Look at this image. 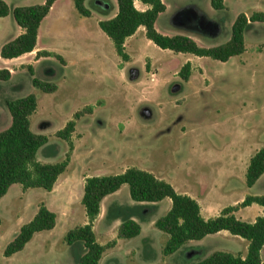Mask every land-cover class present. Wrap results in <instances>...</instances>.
I'll use <instances>...</instances> for the list:
<instances>
[{
  "label": "rangeland",
  "instance_id": "374dc122",
  "mask_svg": "<svg viewBox=\"0 0 264 264\" xmlns=\"http://www.w3.org/2000/svg\"><path fill=\"white\" fill-rule=\"evenodd\" d=\"M5 1L13 7L44 0ZM108 1L106 10L94 0L86 1V7L94 12L83 16L74 0H58L43 20L39 36L40 50L53 54L13 61L8 65L18 67L16 73L8 81L0 80L2 101L30 93L37 96L32 130L49 136L48 143L38 151L42 162L64 160L69 143L56 132L77 111H84L72 137L75 148L67 173L55 191L51 195L43 188L24 192L21 184H15L2 199L0 264H77L81 248L68 245L64 237L86 217L82 201L77 202L82 174H118L135 166L167 180L178 191L191 184L199 194L209 192L218 206L239 204L248 195L264 194V179L252 187L246 184V165L264 146V22L249 25L246 51L228 61L162 49L146 37L144 28L130 40L127 52L131 58L124 61L97 21L99 17L110 18L113 4L118 6L117 0ZM224 1L226 8L215 9L210 0H164L169 8L159 17L157 26L211 47L229 41L239 14L264 12V0ZM14 24L11 15V26ZM188 61L193 70L190 80L184 81L178 73ZM19 63L26 64L21 68ZM28 65L33 66V74ZM34 77L56 83L58 89L45 93L34 86ZM79 168L83 173L76 179ZM118 198L124 203L123 211H127V203L132 200L127 184ZM47 199L51 210L67 217L66 221L60 219L54 229L35 234L40 237L6 257L8 243ZM67 200L77 203L68 204ZM169 200L146 205V214L164 215ZM257 211L253 208L237 217L252 222ZM144 223L141 239L125 241L107 252L102 264H189L203 259L212 249L245 250L244 243L219 236L194 247L188 256L179 253L164 258L158 251L142 255L132 248L145 243L143 236H167L147 218ZM103 229L104 224L98 223L99 239ZM156 241L159 243L158 238Z\"/></svg>",
  "mask_w": 264,
  "mask_h": 264
},
{
  "label": "trees",
  "instance_id": "16d2710c",
  "mask_svg": "<svg viewBox=\"0 0 264 264\" xmlns=\"http://www.w3.org/2000/svg\"><path fill=\"white\" fill-rule=\"evenodd\" d=\"M150 5L146 10H139L135 0H117L118 12L114 17L99 21L100 28L112 39L118 55L129 61L126 51V40L143 26L146 37L162 49L177 53H191L197 56L211 57L220 61L246 51L245 32L252 22H264V12H254L251 16L245 13L238 15L234 22L232 34L224 44L218 46H200L188 35H166L156 28V20L166 11L163 0H140ZM56 0H45L44 3L17 6L13 9L5 0H0V17L13 15L16 22L24 29L16 38L5 43L0 55L6 59L19 57L35 50L40 25L49 14ZM86 0H74L78 12L83 16H91L92 10L86 7ZM215 9L226 8L224 0H212ZM109 7V6H108ZM47 50L37 51V56H51ZM63 60L59 54H55ZM33 74L31 65L28 66ZM184 81L192 75V64L186 62L178 73ZM12 72L0 68V80L7 81ZM34 86L45 93H53L58 89L56 83L33 78ZM6 105L12 117L11 125L0 131V201L14 184H21L23 189L43 188L51 191L60 175L70 164L74 143L73 134L77 120L83 116L80 110L74 114L65 127L56 132V136L69 143V150L64 160L55 163H44L38 160V151L48 143L49 136L32 130V115L38 108V98L34 93L24 97L8 99ZM264 173V146L250 158L246 171V184L252 187ZM127 184L131 198L137 202H159L165 198L172 201L169 211L155 221V226L168 235L164 244V255L177 252L190 241L201 240L209 234L227 230L231 234L248 241V253L245 257L228 251L217 250L198 261L189 264H264L261 250L264 247V215L252 222H246L236 216L243 207L257 203L264 207V194L248 195L239 204L225 207L213 218L205 219L201 214L199 202L188 194L180 193L167 180L156 176L153 172L139 167H128L124 172L111 175H92L86 178L82 204L88 222L70 229L64 237L65 243L81 248L77 256V264H100L103 254L116 244V240L101 244L96 237L93 225L101 211L102 200ZM2 219L0 217V223ZM57 223V214L44 203L40 204L35 216L23 224L17 236L8 243L4 255L10 257L22 251L36 233L52 230ZM141 225L131 217L122 220L118 228L119 239H131L141 233Z\"/></svg>",
  "mask_w": 264,
  "mask_h": 264
},
{
  "label": "crops",
  "instance_id": "0c3cea01",
  "mask_svg": "<svg viewBox=\"0 0 264 264\" xmlns=\"http://www.w3.org/2000/svg\"><path fill=\"white\" fill-rule=\"evenodd\" d=\"M88 1V0H86ZM96 2V4H98L99 6H101L102 8H104L105 10L108 8V0H94ZM45 0L42 2L44 3ZM58 0H56V2L54 3V5L52 6L49 14L45 17L47 18L51 12L54 10L55 8V5L57 4ZM164 2V0H163ZM114 3V2H113ZM210 3L212 5V0H210ZM39 4V3H38ZM114 5V12L112 13V15H109L111 17H114L117 12H118V6H116L115 4ZM135 6L139 9V10H146L150 7V5L148 4H145L143 3L142 1L140 0H135ZM213 6V5H212ZM17 7V5L11 7V9ZM166 11H164L163 13H166L167 10H168V5H166ZM93 12H94V9L92 11V15H93ZM161 13L159 15V17L163 14ZM11 13L7 16H4V17H0V52H1V48L2 46L7 43L8 41L16 38L17 36H19L21 33L24 32V29L16 22L15 20V23L14 26L12 27L11 26ZM91 15V16H92ZM108 16V15H107ZM110 17V18H111ZM158 17V19H159ZM14 18V17H13ZM44 18V19H45ZM43 19V20H44ZM157 19V20H158ZM100 20H103V17H99L97 19L98 21V24H99V21ZM157 20H156V27H157V30L163 32V33H166V34H171V35H175L176 33H173V31H167V30H164L162 31L161 29H159V27L157 26ZM43 22V21H42ZM42 24V23H41ZM40 28H41V25H40ZM142 28H144L143 26H141L137 32H142ZM145 31V29H144ZM137 32L130 36L127 40H126V43H125V46H126V51H127V48L129 46V42L131 39H133L135 37V35L137 34ZM39 36H40V29H39V34H38V41H37V45H36V48L34 51L32 52H29V53H26L24 55H21L19 57H15V58H12V59H6V58H3L1 55H0V68H9V70H11L12 72V76L11 78L13 77V75L16 73L18 67H16L15 69L9 67V63L13 62V61H20L21 59H24L26 56H36V59L40 58L37 56V51H42L40 50L41 46L39 44ZM128 53V52H127ZM131 58V56H130ZM191 62V61H190ZM26 63H19V67L23 68L25 66ZM192 64V63H191ZM29 66V65H28ZM32 66V65H31ZM33 67V66H32ZM192 70H193V67H192ZM10 78V79H11ZM9 79V80H10ZM8 81V80H7ZM19 97H24V96H19ZM19 97H15V98H19ZM6 99H4L2 101V99H0V128L3 127V126H10L11 123H12V117L10 116V112L8 110V107L6 105ZM2 102H5L4 104ZM4 105V106H3ZM4 124V125H3ZM2 131V130H0ZM38 160L40 161V159L38 158ZM250 160V159H249ZM42 162V161H41ZM45 163V162H44ZM249 164V163H248ZM248 164L246 165V171H247V166ZM67 173V170L62 174L60 175V177L58 178L54 188L51 190V191H47V194L48 195H51L55 189H56V186L58 184V182L61 180V178L63 177V175H65ZM83 173V170L82 168H79L78 170V174L76 176V179L79 178V176H81V174ZM89 176H92V175H83L82 174V179L80 180V194L78 196V199H77V202H79L80 200L82 201V198H83V195H84V186H85V181H86V178L89 177ZM67 177V176H66ZM261 179H264V173L261 175V177L258 179V181ZM257 181V182H258ZM70 182H68L69 184ZM67 184V183H66ZM15 185V184H14ZM124 186V185H123ZM123 186L118 190L116 191L115 193H112L108 196H106L103 200H102V203H101V211H100V214L98 215V217L96 218V220L94 221V225H93V228H94V231H95V234H96V226L98 223H103L104 224V231L102 233V239H99L97 236V240L100 241L101 244H107L108 242L110 241H113V240H116V244L111 247V248H108L106 250V252L103 254L101 260H100V264H102L103 262V259L105 257V255L107 254V252L109 251H114L115 249H117V247H119L120 245H122V243H125V241H129V240H135V239H141L142 236H139L142 232H143V229H144V220H146V218L149 220V224L150 225H154L155 226V221L161 217V216H158L156 215V213H148V210L145 209V206L146 205H159V203H162L165 199H163L162 201H159V202H137V201H134L133 199L127 203V211H123V206H124V203L120 202L119 201V198H118V194L119 192L122 190ZM13 187V185L10 187V189ZM9 189V190H10ZM33 189V188H32ZM8 190V192H9ZM31 189H26L23 191L26 192V191H29ZM178 191V190H177ZM180 193H183V194H188L190 195L191 197L195 198L199 204H200V207H201V214L202 216L205 218V219H209V218H213V217H216L218 216L221 211L227 207V206H218V205H215L213 199H210V193L207 192V193H198V192H195L193 190V185H187V186H184V187H181V189H179ZM215 193V192H214ZM221 194V192H220ZM7 195V194H6ZM212 195V194H211ZM4 198V197H3ZM2 198V199H3ZM1 199V201H2ZM0 201V203H1ZM170 202L169 207H167L168 211L169 209L171 208L172 206V201L171 199L169 200ZM68 204H74V203H77V202H72L70 200H67ZM44 204L49 208L51 209L52 206L50 205V201L49 199L45 200ZM238 204V203H237ZM236 205V204H235ZM107 206V207H106ZM253 208H256L258 209L257 213H255L253 215V218H252V221H254L258 216H262L264 215V207L257 204V203H253L252 205H249V206H246V207H243V208H240L237 212H236V216L240 215L241 213L243 212H247L249 211L250 209H253ZM84 211H85V208H84ZM167 211V212H168ZM55 212V211H54ZM166 212V213H167ZM37 213V211H36ZM35 213V214H36ZM57 214V223H56V226L59 224L60 222V219L62 220H65L66 221V218H62L63 215H61L59 212H55ZM145 213V214H144ZM165 213V214H166ZM85 215H86V212H85ZM35 216V215H34ZM33 216V217H34ZM68 216V215H67ZM126 217H131L132 219L136 220L140 225H141V233L134 237V238H131V239H119L117 237V234H118V228H119V225L121 224L122 220ZM88 222V218L87 216L85 217V220L84 222L81 224V225H84ZM55 226V227H56ZM54 227V228H55ZM76 227V226H75ZM156 227V226H155ZM53 228V229H54ZM37 234V233H36ZM219 236H223L225 239H228L230 240L231 242L233 241H240L241 243H244V247H245V250L244 251H237V252H233V251H228V252H231L233 254H236V255H241L243 257H245L248 253V241L245 239L243 240L244 238L242 237H239V236H236V235H233L231 234L229 231L227 230H222L220 232H217V233H213V234H209L207 235L206 237H204L203 239L201 240H196V241H190L189 243H187L185 246H183L182 248H180L177 252L171 254V255H164L163 253V247H164V244L166 243V241L168 240V235L167 236H154L153 237H149V236H143V240L145 241L144 244H139L135 247L132 248V250L135 251V249H138L142 255H154V253L156 251L158 252H162L163 255L165 256L164 258H172V257H175L176 255H178L179 253H182L184 254L183 256H188L191 251L194 249V247H200L201 245H203L206 241H208L209 239L213 238H219ZM38 237L40 236H34L30 242L27 243V245L31 244L33 241H35ZM157 238L159 239V243H156L157 241ZM26 247V246H25ZM230 250V249H228ZM238 250V249H237ZM214 251H217V250H211L209 251V253H213ZM263 252H264V247L262 248L261 250V259L262 261H264V257H263ZM206 256H208V254ZM210 253V254H211ZM205 256V257H206Z\"/></svg>",
  "mask_w": 264,
  "mask_h": 264
}]
</instances>
